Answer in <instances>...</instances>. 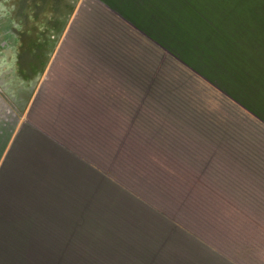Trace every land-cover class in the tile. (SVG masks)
<instances>
[{
  "label": "rangeland",
  "instance_id": "374dc122",
  "mask_svg": "<svg viewBox=\"0 0 264 264\" xmlns=\"http://www.w3.org/2000/svg\"><path fill=\"white\" fill-rule=\"evenodd\" d=\"M166 2L172 20L180 4L184 15L181 34L176 22L168 26L170 44L202 72L151 49L149 87L135 63L123 96L36 97L28 119L38 128L39 160L23 171L21 192L7 194L6 217L29 213L39 190L71 175L96 201L112 202L120 230L167 236L184 264H264L255 159L264 137L255 117L264 118V0ZM74 8L70 0H0V91L14 96L26 85L21 68L53 51L30 48L31 28H53ZM130 54L142 60L139 50Z\"/></svg>",
  "mask_w": 264,
  "mask_h": 264
},
{
  "label": "crops",
  "instance_id": "0c3cea01",
  "mask_svg": "<svg viewBox=\"0 0 264 264\" xmlns=\"http://www.w3.org/2000/svg\"><path fill=\"white\" fill-rule=\"evenodd\" d=\"M70 1L75 8L69 14L65 13L61 20L54 21L53 28H50V21L45 29L39 25L36 30L31 28V32H36L37 36L30 41V48L53 50L45 63L31 62L26 72L21 68L18 79L26 81V85L23 87L21 84L14 96L8 97L0 91V220L6 218L9 207L7 194L21 192L23 171L32 169L33 163L39 160V143L32 138L33 130L37 132L38 128L28 119L36 97L123 96L125 93L120 91L127 88L124 82L128 81V73L134 72L135 63L138 65L137 73L142 76L143 87H149L151 49L156 51L159 58L169 55L180 67L185 65L192 73L200 70L177 52V43L170 44L168 26L171 22H176V28L180 27V34L183 32L181 4L172 20L168 15L171 10L167 8V0ZM84 7L86 13L83 12ZM58 49L64 52L61 61L55 57ZM131 50H135V54L139 50L142 60L136 62L135 55L131 58ZM205 78L215 81L211 77ZM55 81L58 83L55 84ZM233 103L240 109L243 107L241 102ZM255 117L261 129H264L263 116ZM42 133L48 141L47 131ZM50 141L53 146L54 138ZM255 145V159L260 162L256 165V178L257 181L259 176L262 178L264 191V137L258 138ZM17 185H20L18 189Z\"/></svg>",
  "mask_w": 264,
  "mask_h": 264
},
{
  "label": "trees",
  "instance_id": "16d2710c",
  "mask_svg": "<svg viewBox=\"0 0 264 264\" xmlns=\"http://www.w3.org/2000/svg\"><path fill=\"white\" fill-rule=\"evenodd\" d=\"M67 177L39 190L29 213L0 220V264H184L170 238L120 230L112 202L96 201L93 190Z\"/></svg>",
  "mask_w": 264,
  "mask_h": 264
}]
</instances>
